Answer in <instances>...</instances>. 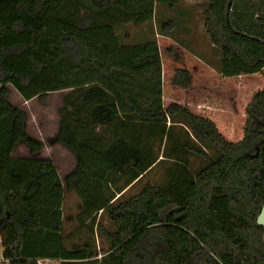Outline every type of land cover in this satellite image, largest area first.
Wrapping results in <instances>:
<instances>
[{"label":"trees","instance_id":"1","mask_svg":"<svg viewBox=\"0 0 264 264\" xmlns=\"http://www.w3.org/2000/svg\"><path fill=\"white\" fill-rule=\"evenodd\" d=\"M177 1L166 3L171 9ZM204 1L205 33L222 52L218 73L166 36L120 45L116 28L146 0H0L2 260L90 261L86 250H68L63 241L65 192L74 191L81 225L96 227L110 244L100 264H264L257 224L264 207V16L238 0ZM8 85L42 104L49 94L72 91L57 140L78 165L65 184L50 160L11 158L19 143L33 154L43 146L28 137L25 113L7 102ZM177 126L194 140L182 144L184 152L206 163L196 173L167 151ZM96 127L117 136L100 146ZM159 137L157 157L150 143ZM160 158L174 163L168 182L147 183L117 203ZM99 214L113 232L97 223Z\"/></svg>","mask_w":264,"mask_h":264},{"label":"rangeland","instance_id":"2","mask_svg":"<svg viewBox=\"0 0 264 264\" xmlns=\"http://www.w3.org/2000/svg\"><path fill=\"white\" fill-rule=\"evenodd\" d=\"M162 0H146L145 6L142 8H136L135 16H131L129 21L116 28V35L119 39V43L123 47H134L142 44L157 42L160 36H166L167 38L177 42L187 49L193 56H196L200 61L208 65L216 73L221 68L222 52L217 49L210 41L204 30L203 19V5L204 0L193 3V8L190 9L186 4L182 3V0H178L177 3L170 9L167 3L161 2ZM165 4V5H164ZM238 4L241 6H256V13L259 16H264V0H238ZM147 12L151 13L150 18H146ZM144 17V20H140ZM169 32L163 30L166 24ZM72 91H64L59 93H52L48 95L49 103L44 109H39L37 112L32 110L34 114L41 115L42 120L37 124L40 128L47 131L49 136H55L59 129L62 117L60 110L64 106L65 101L70 97ZM201 101H204L201 98ZM206 105L205 103H201ZM210 105V104H209ZM208 105V106H209ZM213 108H215L212 105ZM174 121L170 120L168 126L172 125ZM100 131V132H98ZM107 128H95V134L98 132L100 135L103 133L106 136ZM189 135V136H188ZM103 139H107L106 137ZM55 138V137H54ZM191 139V140H190ZM193 139L190 138V132L186 127L182 128L177 126L173 128V134L171 140L167 144V151H175L178 156H183L189 162V170L192 173L200 170L206 163L192 155H188L184 152L182 144H193ZM151 147L155 156L161 155L162 144L160 137L152 141ZM58 145V144H56ZM102 146V145H100ZM206 152L210 155H214L213 151L207 149ZM52 161L62 167L66 163V159L63 153L57 149L50 155ZM160 163L144 177V180L140 184L134 186L126 194L120 195L118 202L127 200L133 196H136L147 183H151L155 186L164 185L172 177L173 162H164L160 158ZM53 162V161H52ZM125 193V192H124ZM76 194V193H75ZM65 192V215H66V228L63 233V241L65 247L68 250H86L93 258L85 264H100L101 260L107 256L110 251V244L98 233L97 230L93 232L89 226H82L79 215L82 213V202L77 195ZM100 224L110 230L114 231L113 226L108 221L107 217L103 214L98 216ZM2 258H0L1 261ZM1 264V263H0ZM40 264H60L59 261H40Z\"/></svg>","mask_w":264,"mask_h":264},{"label":"crops","instance_id":"3","mask_svg":"<svg viewBox=\"0 0 264 264\" xmlns=\"http://www.w3.org/2000/svg\"><path fill=\"white\" fill-rule=\"evenodd\" d=\"M166 1H169V0H162L161 2L166 3ZM199 1L200 0H182V3L186 4V6H188L190 9H192L193 8V3L197 4V2H199ZM142 7H144V3L141 2V3H138L136 8H142ZM0 89H1V86H0ZM7 91H8V93H7V102L11 106H13L14 108L20 109L26 115L25 131H26L28 137L30 139L34 140V141L40 142L42 144V146H43L41 152L33 154L30 151L29 147L25 143H19L17 145L16 149L14 150V152L12 153L11 158L12 159H16V160H50L51 159L50 155L53 154L55 149H57L58 151L60 150L63 153V155H64V157L66 159V163L64 162L65 165L62 167L61 165L57 164V162L54 161V159L52 161H53V164H54V166H55V168H56V170L58 172L59 178L61 179L62 183L65 184L66 177L77 168V165H78L77 159H76V157L73 155V153L71 151H69L67 148H65L63 145H61L58 142L57 137H58V134L60 132V129H59L58 133L55 136H49L47 134V131H45L43 128L41 129L40 125L37 124L38 122H40V120H42L41 115H37V114H34L32 112L33 109H35L37 112L39 111V109L43 110L44 107L49 103V101H47L45 104L40 103L38 99L25 101L22 98V96L11 85L7 86ZM208 105H209V102H207V106ZM107 130L108 131L106 132V136L103 133L100 135L98 133L100 131H98L96 133L98 135L99 145H105L107 141H109V140L113 139L115 136H117L116 133L114 132V130L111 129V127L109 129H107ZM118 134L120 136L122 133H118ZM104 136L107 139H103ZM142 136L144 137V140H145L146 139V133L143 132ZM127 137L132 139V137H134V134L131 131H129L127 133ZM56 144H58V145H56ZM143 180H144V178L141 179V180L136 181L131 187L126 189L124 191L125 193L123 192V194H126L129 190H131L137 184L139 185L140 182H142ZM69 193L75 194L74 191H71ZM75 195H77V194H75ZM77 197L79 198L78 195H77ZM118 198H120V195L117 196L116 200H118ZM80 202H82L81 199H80ZM65 203H66V201H65V197H64L63 210H62L63 211L62 235H63L64 230L66 228L65 227L66 226V215H65V207L66 206H65ZM100 215L101 214H99L98 216L100 217ZM97 223H100L99 218H98ZM87 225H88V223L86 225H84V226H87ZM95 228H94V230H96ZM1 242L2 241H1V238H0V255H2V253H3V249L1 247Z\"/></svg>","mask_w":264,"mask_h":264},{"label":"water","instance_id":"4","mask_svg":"<svg viewBox=\"0 0 264 264\" xmlns=\"http://www.w3.org/2000/svg\"><path fill=\"white\" fill-rule=\"evenodd\" d=\"M231 4H232V3H230L229 6H228L229 9H230V7H231ZM257 224H258L259 227H261V228L264 229V207H263V209H262V211H261V214H260L259 217H258Z\"/></svg>","mask_w":264,"mask_h":264},{"label":"built area","instance_id":"5","mask_svg":"<svg viewBox=\"0 0 264 264\" xmlns=\"http://www.w3.org/2000/svg\"><path fill=\"white\" fill-rule=\"evenodd\" d=\"M0 263H1V264H9L8 261H4V260H2V259H1Z\"/></svg>","mask_w":264,"mask_h":264}]
</instances>
